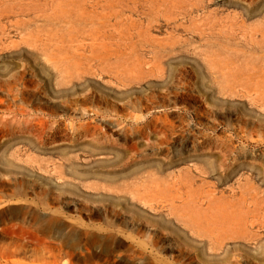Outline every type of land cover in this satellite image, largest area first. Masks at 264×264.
Returning <instances> with one entry per match:
<instances>
[{"label": "rangeland", "instance_id": "374dc122", "mask_svg": "<svg viewBox=\"0 0 264 264\" xmlns=\"http://www.w3.org/2000/svg\"><path fill=\"white\" fill-rule=\"evenodd\" d=\"M0 264H264V0H0Z\"/></svg>", "mask_w": 264, "mask_h": 264}]
</instances>
